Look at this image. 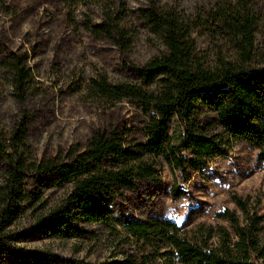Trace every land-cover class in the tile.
<instances>
[{
	"label": "trees",
	"instance_id": "1",
	"mask_svg": "<svg viewBox=\"0 0 264 264\" xmlns=\"http://www.w3.org/2000/svg\"><path fill=\"white\" fill-rule=\"evenodd\" d=\"M56 1L68 7L83 2ZM134 16L158 40V53L142 65L123 58L130 82L117 84L98 75L81 91L107 105L134 104L144 117L143 140L127 143L125 129H107L95 132L81 150L37 160L23 151L25 120L9 136L0 131V165L5 167L0 226L9 223L17 204L27 199L26 178L34 174L44 184L69 187L60 207L39 222L41 231L50 235L77 237L83 233L77 226L98 225L129 241L139 252L140 264H264L256 238L260 217L250 216L246 201L236 197L242 222L228 210L216 215L227 226L199 223L186 228L158 216L124 221L114 216L122 191L136 192L141 181L157 182L156 160L184 181L189 179L187 170L198 172L227 155L233 141L261 150L264 160V54L257 52L258 19L246 2L216 4L191 18L151 4ZM119 19L106 15L88 30L128 52L129 28ZM200 33L226 43L231 59L220 52L213 57L200 54L195 39ZM0 67L19 100H29L33 76L28 57L10 53L2 56ZM213 126L222 128V134L211 132ZM172 193L178 197L180 192L173 188Z\"/></svg>",
	"mask_w": 264,
	"mask_h": 264
},
{
	"label": "rangeland",
	"instance_id": "2",
	"mask_svg": "<svg viewBox=\"0 0 264 264\" xmlns=\"http://www.w3.org/2000/svg\"><path fill=\"white\" fill-rule=\"evenodd\" d=\"M246 2L258 19L257 52L264 54V0H83L78 6H63L56 0H0V59L10 53L28 57L33 76L29 100L17 97L7 73L0 67V131L9 136L24 120V153L41 159L81 150L98 131L125 129L127 143L141 142L144 117L131 103L107 105L85 95L90 78L106 75L113 83L132 81L123 68L126 58L142 65L160 50L158 40L143 29L134 13L151 4L172 8L184 17H194L221 5ZM119 17L129 29L128 52L92 35L90 24L104 17ZM129 18V21L127 19ZM200 54L231 59L230 47L203 33L195 35ZM211 132L221 133L213 126ZM227 155L212 159L198 172L187 170L188 181L156 160L157 182H138L136 192H121L114 216L121 220L158 216L180 227L227 224L216 218L228 210L243 216L234 198L246 201L250 216L260 217L257 241L264 254V160L262 151L233 141ZM0 165V191L5 184ZM36 175L26 178L27 199L17 204L12 220L0 226V264H140L138 250L122 235H112L98 225H79L77 237H61L41 231L39 222L57 210L69 192L67 185L54 187ZM179 190L174 196L172 189ZM117 217V216H116ZM121 232V227H117Z\"/></svg>",
	"mask_w": 264,
	"mask_h": 264
}]
</instances>
